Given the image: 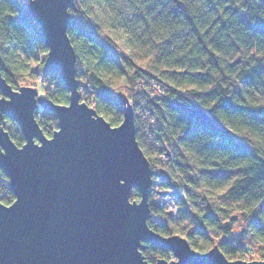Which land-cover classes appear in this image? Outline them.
Masks as SVG:
<instances>
[{"label":"trees","instance_id":"trees-1","mask_svg":"<svg viewBox=\"0 0 264 264\" xmlns=\"http://www.w3.org/2000/svg\"><path fill=\"white\" fill-rule=\"evenodd\" d=\"M15 3L0 0L1 70L6 80L16 83L27 71L41 74L45 97L67 104L70 90L65 81L42 73V65L34 67L47 56L45 37L28 6L21 0ZM69 10L77 19L68 26L77 66L87 65L92 105L112 125L120 124L124 114L115 89L128 91L137 103V82L157 77L170 86L165 97L151 101L160 129L148 132L136 118V137L150 161V154L172 149L189 182L180 184L191 209L183 206L180 189H175L171 194L183 204L180 217L152 201L157 216L148 220L149 226L165 235L183 233L202 249L210 234H231L240 214L244 239L264 245V213L253 207H264V0H73ZM108 28L121 33V42L114 43L117 49H130L121 60L109 52L113 40ZM178 103L201 106L213 119L198 117ZM36 116L48 134L57 127L52 111L39 107ZM5 119L16 124L9 132L23 145L17 122ZM153 136L166 145L155 148ZM166 173L171 174L162 175ZM169 182L163 188L179 186L173 175ZM131 197L141 194L133 189ZM14 199L1 169L0 201L11 204ZM219 244L226 253L243 249L231 240ZM143 253L155 263V256L172 252L147 243Z\"/></svg>","mask_w":264,"mask_h":264},{"label":"water","instance_id":"water-1","mask_svg":"<svg viewBox=\"0 0 264 264\" xmlns=\"http://www.w3.org/2000/svg\"><path fill=\"white\" fill-rule=\"evenodd\" d=\"M72 2L28 5L48 48L42 71L65 81L67 104L40 96L33 86L14 89L2 75L0 53V166L15 195L11 204L0 201V264H152L142 253L147 243L176 257L155 264H264L231 260L218 246L199 252L185 236L164 235L149 226L154 170L138 143L131 103L123 102L117 127L80 100L76 51L68 35L77 19L65 11ZM178 106L213 119L201 107ZM39 107L57 118L51 137L36 118ZM5 116L17 122L23 145L2 125ZM133 189L140 192L139 201H131Z\"/></svg>","mask_w":264,"mask_h":264},{"label":"rangeland","instance_id":"rangeland-1","mask_svg":"<svg viewBox=\"0 0 264 264\" xmlns=\"http://www.w3.org/2000/svg\"><path fill=\"white\" fill-rule=\"evenodd\" d=\"M106 30L111 35L112 40H113L110 44H108L109 52H111V54L116 59L121 60L122 58H124L126 56L127 53L130 52V49L128 47H124L123 48L124 51H122V50H119L116 48L117 45H115L114 43L115 42H118V43L121 42V33L118 29H115V28L109 29L108 28ZM1 56H2V54H1ZM2 59H3V57H2ZM41 62H42V60H38V61L34 62V67L39 68L42 65V68H43L45 60L42 63ZM76 67H77L76 68V77H77L78 82H79L78 91H79V93H82L85 91L84 86L86 84L91 83L88 81L89 70H88L86 64H82V65L76 66ZM1 72H2V70H1ZM25 73L26 74L24 75V79H19L16 83H14L13 81L12 82L8 81V82L13 86L14 89H19L22 86H33V87L37 88L40 96L47 95L42 90L43 89L42 86L46 84L44 77L41 74L29 75L28 71ZM42 73H43V71H42ZM2 75H3V77H5L3 72H2ZM152 82H153L154 86H152L151 88L149 86H141L138 82L136 83L137 84V90L139 91V94H137V103H135L133 100L129 99L128 91H126V90L123 91L121 89H115V92L118 95V98L120 99V101L124 102V101L128 100L131 103L133 110H134V114H135V120L137 118L140 122H141V118L137 116V113L144 115L145 114L144 112H147L146 107H144L145 106L144 103H146V101H147L146 99H147L148 92L154 96L152 101L159 100L161 97L160 96L161 94L170 93L169 88L168 87L165 88L164 84H163V86H160L158 81L152 80ZM118 86L120 87L121 85H118ZM143 90H145L146 92L140 94V91L142 92ZM145 93H146V95H145ZM0 97H2L1 91H0ZM80 100L83 102H86L87 104H89L91 107L94 108V105H92L94 103V100L87 99V98H81ZM36 118H37V116H36ZM122 120H123V117H122ZM122 120H121V122H122ZM2 125L8 131L15 130V127H16V124L12 123L11 121H9L5 118L2 121ZM40 126L43 129L45 135H47L48 137L52 136L54 131L51 134H48L44 130V128L42 127L41 124H40ZM56 129H57V127L54 128V130H56ZM169 150L171 151L170 154L167 156L162 155V157H159L158 158L159 162H156V160H154L155 155L153 153L150 154V159H151V161L149 160L150 166L153 170H155L156 168L158 171L161 170V171H159L160 173L170 172L173 175L174 180L179 182V186H178L180 189L179 192H180L181 197L184 198L183 200L185 201V203L183 205L182 201L179 198H176L172 195V198L171 197L170 198L175 201V205H173V207L175 206L174 207L175 210L180 208L182 205L186 206V208H188V209H191V204H190V201L188 198V193L184 187H181L182 185L180 184V183H182V184L188 185L189 182H188L186 176L183 174V172H181L180 169L178 168V166L176 165V163H175L176 157H175L174 152H172L171 148H169ZM159 177H160V175L158 173L154 172V174L152 176V181L158 180ZM157 187H158V185L156 186V188ZM168 189L169 188H166L165 190H168ZM170 189H172V187ZM159 190H161V189H159ZM159 192L160 191H157V190H154V188H151V193L149 196V202L150 203L153 200H156L159 198V196H158ZM140 198L141 197H131V195H130L131 201H139ZM163 209L166 212H169L170 214H172L173 216H176V214H174L172 212L173 210L169 211L171 208L170 209L163 208ZM152 213H153V216L154 215L157 216L153 211H152ZM234 214H236V213H234ZM238 216H239L238 220L232 226L231 234H229V235L221 234L220 236H214V235L210 234L211 241L209 240L206 242L205 248L201 249V248H198L196 246H192V247L199 252H206V251L210 250L211 248H213L214 246H218L224 252V250L222 249L219 242L222 240H231V242H233V243L242 244L243 249L237 253H234V254L224 252L225 255L227 256V258H229L231 260L243 259V260H247V261L264 260V245H262V243H250L244 239V237L241 235L242 229H243V221L241 220L240 214H238ZM172 234H180L182 236H185L183 233H180V232H176V233H172ZM172 234H170V235H172ZM142 253H143V250H142ZM144 256H145V254H144ZM145 258H146V256H145ZM159 258H161V256H155V263H156L157 259H159ZM164 258H166L168 260L176 259V257L173 255V253H171L170 256H166ZM155 263H152V264H155Z\"/></svg>","mask_w":264,"mask_h":264},{"label":"built area","instance_id":"built-area-1","mask_svg":"<svg viewBox=\"0 0 264 264\" xmlns=\"http://www.w3.org/2000/svg\"><path fill=\"white\" fill-rule=\"evenodd\" d=\"M152 80H156V81H158L159 82V84H160V86H163V84H164V87L165 88H169L170 86H169V84H167L166 82H164V81H161L159 78H151L150 79V81L148 82V83H145V84H140L141 86H149L150 88L152 87V86H154L153 85V82H152ZM84 88H85V86H84ZM144 92H146L145 90H143L142 92L140 91V94L141 93H144ZM184 93V92H183ZM145 95H146V93H145ZM167 94H161L160 96L161 97H165ZM153 95L151 94V93H149L148 92V94H147V101H146V103H144L145 104V106L144 107H146V109H147V112H144L145 114L144 115H141V114H138L137 113V116L138 117H140L141 118V123H142V125L144 126V128L148 131V132H150L151 131V129H153L155 132H157L159 129H160V123H159V121L157 120V118H156V116L154 115V113H153V108H152V106H151V101H152V99H153ZM198 107H201V106H198ZM201 108H203V107H201ZM204 109V108H203ZM153 143H154V146H155V148H159V149H161L162 148V146H165L166 145V143H160V141L157 139V137L156 136H153ZM167 148V151L165 152V153H160L159 154V157H162V155H164V156H167V155H169L170 154V150H169V148L168 147H166ZM159 171H161V170H159ZM158 170H157V168L155 169V171L154 172H156V173H158L159 175H160V177H159V179L158 180H155V181H152V182H156V183H158L159 182V180L161 179V177H164L162 174H163V172L162 173H160ZM156 186L157 185H153L152 184V186H151V188H154V190H157V191H160L159 192V198L158 199H156V201H158L159 202V204H164V202H165V204H164V206H163V208H166V209H170L169 211H171V210H173L172 212L174 213V214H176V216L178 215V213H179V211H180V208H178V209H176L175 210V206L173 207V205H175V201L173 200V199H171L172 198V194H171V192L172 191H174L175 189H178L179 190V187L178 186H173L172 187V189H168V190H165V188H163V186L161 187V185H158V187L156 188ZM156 188V189H155ZM159 189H161V190H159ZM171 197V198H170ZM173 208H172V207Z\"/></svg>","mask_w":264,"mask_h":264},{"label":"bare ground","instance_id":"bare-ground-1","mask_svg":"<svg viewBox=\"0 0 264 264\" xmlns=\"http://www.w3.org/2000/svg\"><path fill=\"white\" fill-rule=\"evenodd\" d=\"M76 65H77V63H76ZM92 90H91V88H90V86L89 85H85V91L84 92H82V93H80V96H81V98H87V99H91L92 100ZM156 157L155 158H159V155H155ZM156 162H159L158 160H156ZM155 171V170H154ZM169 177H172V175L171 174H169V173H166V176L165 177H161V179L159 180V182L158 183H156V182H152V184L153 185H161V186H164V185H166V184H171L170 182H169ZM155 203H157L158 204V206L159 207H163L164 206V204H165V202H164V204L162 205V204H159V202L158 201H156V200H153ZM181 210V209H180ZM180 217V215H177V218H179Z\"/></svg>","mask_w":264,"mask_h":264},{"label":"clouds","instance_id":"clouds-1","mask_svg":"<svg viewBox=\"0 0 264 264\" xmlns=\"http://www.w3.org/2000/svg\"><path fill=\"white\" fill-rule=\"evenodd\" d=\"M34 2V0H21V3L23 4V5H25V6H28V5H30V4H32ZM13 3L14 4H16L15 3V0H13ZM17 5V4H16ZM17 8H18V12H17V14H21V10H20V8L17 6ZM0 153H3V148L2 147H0ZM0 169H4V167L3 166H0ZM121 183H123V181H121ZM17 203V202H16ZM15 203V204H16ZM12 207V206H11ZM11 207H9V208H11ZM253 207H255V205H253ZM140 249V248H139ZM139 249H138V251H139Z\"/></svg>","mask_w":264,"mask_h":264},{"label":"snow or ice","instance_id":"snow-or-ice-1","mask_svg":"<svg viewBox=\"0 0 264 264\" xmlns=\"http://www.w3.org/2000/svg\"><path fill=\"white\" fill-rule=\"evenodd\" d=\"M66 12L70 11L69 9H65ZM25 101L24 100H21V103H24ZM119 127V125L117 126ZM7 207H11V205L7 206ZM255 207H258L259 208V213L258 214H261V213H264V207H259L258 205L255 206ZM247 211V210H246Z\"/></svg>","mask_w":264,"mask_h":264}]
</instances>
